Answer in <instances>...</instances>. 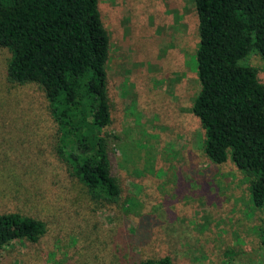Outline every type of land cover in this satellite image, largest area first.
<instances>
[{
    "label": "rangeland",
    "instance_id": "1",
    "mask_svg": "<svg viewBox=\"0 0 264 264\" xmlns=\"http://www.w3.org/2000/svg\"><path fill=\"white\" fill-rule=\"evenodd\" d=\"M109 38L107 150L119 189L98 203L57 153L58 126L40 85L7 76L0 46V214L45 224L15 239L0 264L264 262V205L228 159L213 162L191 107L198 20L192 0H98ZM264 84V57L243 59ZM111 134L117 135L113 139Z\"/></svg>",
    "mask_w": 264,
    "mask_h": 264
},
{
    "label": "trees",
    "instance_id": "2",
    "mask_svg": "<svg viewBox=\"0 0 264 264\" xmlns=\"http://www.w3.org/2000/svg\"><path fill=\"white\" fill-rule=\"evenodd\" d=\"M198 20L200 90L191 111L204 128L203 149L215 163L231 160L264 205V84L243 64L264 57V0H192ZM0 46L10 52L7 76L41 86L58 126L57 153L98 203L120 189L107 150L109 38L98 0H0ZM113 139L118 136L111 134ZM45 224L0 214V251L15 239L37 241ZM141 264H177L170 257ZM261 264H264L261 263Z\"/></svg>",
    "mask_w": 264,
    "mask_h": 264
}]
</instances>
